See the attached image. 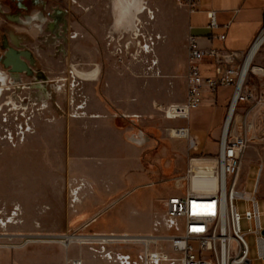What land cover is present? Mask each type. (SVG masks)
<instances>
[{"label":"rangeland","instance_id":"374dc122","mask_svg":"<svg viewBox=\"0 0 264 264\" xmlns=\"http://www.w3.org/2000/svg\"><path fill=\"white\" fill-rule=\"evenodd\" d=\"M31 1H26L27 10L20 11L10 0H0L4 5L0 8V69L9 74L8 86L0 92V264H17L13 255L27 244L34 250L26 252L25 264H67L69 248L60 243L27 242L28 238L165 233L164 226L156 222L163 221L166 200L183 190L177 179L182 173L154 172L160 171L156 156L173 138L171 129H162L153 136L160 138L158 146L144 147L142 172L152 176L149 184L139 186V167L123 166L121 162L123 157L133 159L134 150L116 137L110 142L100 124L102 119L121 117L105 95L108 78L130 76L143 91L154 90L152 80L162 75L156 47L165 39L157 30L163 8H159L158 1L146 4L144 0L147 10L139 17L138 33L133 36L116 26L121 17L117 0H38L37 5ZM43 13L49 21L41 32L9 20L12 14L26 19ZM11 40L23 43L21 49L32 55V60L27 61L32 72L23 74L20 89H16L11 69L3 64L7 47L14 48ZM248 76L249 85L256 91L264 85L261 74ZM33 83H41L49 99H44ZM181 87L170 85L169 95H176L175 90ZM213 98L214 94H205L203 103L191 111L188 120L175 121L187 122L192 131H199L201 144L197 143L195 155L202 154L206 147L217 152L213 150L215 143L206 140L221 113L209 102ZM159 108L160 104L159 120L167 121ZM179 129H184L186 137L185 128H172V135L180 137L183 132ZM260 138L245 153L241 184L245 195L257 198L264 228V172L256 192L259 165L254 163L264 164V135ZM184 142L186 146L187 140ZM168 156L174 158L172 153ZM187 162L188 156L186 167ZM138 196L142 200L146 196L148 205L140 199L135 208ZM235 205L242 216L252 208L250 201L243 199H236ZM254 228L253 222L241 220L252 264H264L259 258ZM73 245L86 248L95 260L119 264L96 253L104 247ZM105 249L135 255L142 248ZM133 260L139 262L136 256Z\"/></svg>","mask_w":264,"mask_h":264},{"label":"built area","instance_id":"2783aa9c","mask_svg":"<svg viewBox=\"0 0 264 264\" xmlns=\"http://www.w3.org/2000/svg\"><path fill=\"white\" fill-rule=\"evenodd\" d=\"M146 4L152 1L145 0ZM186 7L189 13L197 11V0H173ZM210 28H217L215 12H210ZM264 39V24L251 49L241 54L235 51L203 49L196 37L190 35L186 49L188 56L187 97L185 102L161 106L159 110L169 120H188L192 110L199 108L206 93L216 92L221 87H233V97L220 138L219 152L213 157L188 156L187 167L177 179L182 182L181 193L170 196L165 202L163 221L165 233L153 235L93 234L111 237L107 241H87L86 244L104 247L95 250L119 264H252L250 249L241 229L245 218L255 224L252 232L257 236L259 258L264 261V228L261 225V211L256 197L245 195L241 184L245 153L251 143L262 140L264 135V92L256 94L247 86L249 73L264 76V68L253 62L247 76L240 85L242 68L249 52L257 42ZM221 40L225 39L222 35ZM260 50V49H259ZM206 57L217 63V76L205 78L200 64ZM222 67L224 70L222 71ZM237 96L233 115L229 120L234 98ZM248 106L240 112L241 105ZM262 132V133H261ZM190 149L197 150V143L190 142ZM264 165H259L256 192ZM236 199L250 201L252 208L242 216L235 205ZM162 222V223H161ZM129 236H149L153 239L131 240ZM107 246H135L141 251L135 255L115 253ZM136 256L139 262H135Z\"/></svg>","mask_w":264,"mask_h":264},{"label":"crops","instance_id":"0c3cea01","mask_svg":"<svg viewBox=\"0 0 264 264\" xmlns=\"http://www.w3.org/2000/svg\"><path fill=\"white\" fill-rule=\"evenodd\" d=\"M197 3V11L191 14L186 7L179 5L173 0L158 1L159 8H163V18L158 24L157 30L165 35V39L159 42L156 47V56L159 61L162 75L159 79L155 78L152 80L151 83L154 86V90L143 91L139 88V82L130 76L108 78L107 85L104 87L107 99L116 105V110L121 117L118 119H102L100 123L101 130L104 134H108L107 137L110 142L116 137L121 144H128L129 147L134 150L133 159H125V157H123L121 162L123 166L126 164H134L136 167H139L138 170L140 174L137 176V183H139V186L143 183L149 184L152 176V174L150 176L148 173L147 175L142 172L141 156L142 152L146 150L144 147L148 145V147L158 146L157 139L160 140V138H153V136L157 133H161L162 129L185 128L187 129L186 131H188V137L175 138L171 133L173 138L167 142L166 146L163 145L165 146L163 150L162 147L159 149L160 152L156 156L160 171L156 170L154 172L160 174L183 173L186 167L185 161L187 156L194 154L193 156L213 157L219 152L220 138L233 97V87H221L216 92L206 93L207 95L214 94V98L210 99L209 102L221 110L214 132H209L206 138V140L208 139V141L215 143L217 148L213 149L217 151L215 153L212 149H207L206 147L202 154L195 155L198 151L190 149V142L194 140L200 145L201 137L199 131L197 129L192 131L190 124L187 122L184 124H177L175 121L180 119H167V121L159 120V113L157 112L158 104L165 107L180 104L186 100L188 70L186 44L188 37L190 35L196 37L199 46L203 49L235 51L245 54L251 49L264 24V0H197ZM149 11L151 12L152 10L149 9ZM210 12H215V20L218 25L217 28H210ZM222 35L225 36L224 40L219 38ZM21 37H19L20 40ZM10 42L13 46V40ZM22 44L23 43H21V46ZM262 45L264 46V42ZM262 45L259 48L260 50L258 49V53L252 62L256 67L264 68ZM200 68L205 78L216 77L218 75L217 63L212 57L204 58L201 61ZM223 70L224 67H222V71ZM246 83L247 86H250L249 76ZM175 84H181L182 87L175 90L178 91L176 95H169L171 91H169L168 87L170 85L174 86ZM251 87L254 89L253 85H251ZM254 91L256 94L263 93L264 85L257 87V91L255 89ZM172 92L174 93V91ZM153 102L155 103L153 104ZM197 109L199 108L194 110L196 111ZM239 109L240 112H245L248 106L244 104L241 105ZM195 113L196 112H194V114ZM147 139H149L152 144H149L150 142H148ZM185 140H187L186 146ZM169 153H172L174 158H170L168 156ZM165 156L168 157L164 159ZM118 161L120 162V160ZM254 163L260 165V163L255 161ZM121 171H125V169L122 168ZM127 184L135 185V183L131 184L130 182ZM143 197H136L134 200L135 208L138 205L137 202ZM142 203L148 205L146 196L145 199L142 200ZM150 229L151 227L149 226V230ZM102 231L106 232L107 230L102 229ZM27 245L17 250L18 252L13 255L17 264H25V259H28V257H26V252H32L34 250L31 249L32 246ZM65 248H69L67 264H73L69 261L70 259H79L81 260V264H111L109 262L95 260L92 254L84 247L70 244L69 246H65Z\"/></svg>","mask_w":264,"mask_h":264},{"label":"bare ground","instance_id":"6f19581e","mask_svg":"<svg viewBox=\"0 0 264 264\" xmlns=\"http://www.w3.org/2000/svg\"><path fill=\"white\" fill-rule=\"evenodd\" d=\"M117 3L119 4V9L121 11V17L119 19V21L117 22V28L121 29L123 32L125 33H132L133 36L137 35L138 33V22H139V17L143 14H145L147 7H145L144 5V0H117ZM35 19H38L39 21H44V19L40 18V17H36ZM37 20V21H38ZM25 21V20H24ZM30 20L29 22L26 24L28 27H30ZM33 24V23H32ZM34 25V24H33ZM36 27L38 29H41L40 25H36ZM264 39L261 37V39L257 42V44L255 45V47L249 52L245 63L243 65L242 68V76H241V81H240V85L242 84L244 78L247 76L250 67H251V63L254 59V57L256 56V54L258 53V49L261 47V45L263 44ZM20 42H17V44H19ZM20 47V45H18ZM263 46V45H262ZM146 49L148 50L149 47L147 46ZM23 57L26 58V60L28 58H32L31 53H29V51L26 50H21V52H17L13 49L9 50V52L6 55V60L4 62V64L8 65V67L10 69H14V72H10L13 75V80L15 79V85H16V89H20V81L21 78L23 77V73L26 72L27 74H31L32 70L29 67V64L27 63V61H25L23 59ZM8 69V68H7ZM9 79V74H7L6 72H4V70L0 69V92L6 88L8 86V81ZM33 88L36 90H40L41 93L44 94V99L48 98L49 99V95L46 93L44 86L39 83H33ZM22 92V91H21ZM17 96V95H16ZM18 97V96H17ZM236 100H237V96H235L234 98V102H233V106L231 108L230 111V118L233 115V110L236 106ZM187 130V129H186ZM172 129L170 130V134H171ZM179 132L182 133L180 135V137H176V138H186L188 137V131H187V136L185 137L184 134V129H179ZM109 238L111 237H106V236H94V235H74L71 236L67 235L64 236L62 238H55V239H35V238H28L27 242H58V243H62L65 246H69L70 244L73 243H79V244H84L89 240H93V241H98V240H103V241H107ZM129 239L131 240H145L146 242H150L153 238L149 237V236H143V237H135V236H129ZM73 264H81V260H74L72 261Z\"/></svg>","mask_w":264,"mask_h":264},{"label":"flooded vegetation","instance_id":"af4514ba","mask_svg":"<svg viewBox=\"0 0 264 264\" xmlns=\"http://www.w3.org/2000/svg\"><path fill=\"white\" fill-rule=\"evenodd\" d=\"M11 2H12V4H13V6H15L14 8H18V10H27V8H29V5H28V3L26 2L27 0H10ZM31 4H34V5H37L38 4V0H32L31 1ZM3 4L0 2V8H3ZM36 17H40V18H42V19H44V21H39L38 19H35ZM9 20H10V22H14V23H19V24H21V25H23V26H25V27H27V28H29V29H33V28H35V29H37L38 31H40L41 32V29H43L46 25H47V23H48V19L44 16V13L43 14H35V15H33V16H31V17H26V19H23V18H21L18 14H12V15H10V17H9ZM25 20V21H24ZM29 20L31 21L30 22V27H28L26 24L29 22ZM38 20V21H37ZM34 25H33V24ZM40 25V27H41V29L39 30L37 27H36V25ZM52 24V23H51ZM56 24L57 23H55L54 24V27L56 26ZM20 42V41H19ZM13 45L15 46V47H17V48H12V47H7V50H6V53H5V56L3 57V64H4V62H5V60H6V55H7V53L9 52V50H11V49H13V50H15V51H17V52H21V50H23V49H21L22 47L20 46H18V45H21V42L19 43V44H17V42H15L14 40H13ZM23 59L25 60V61H27L26 60V58L25 57H23ZM30 67V66H29ZM31 68V67H30ZM31 70H32V68H31ZM24 73H26V72H24ZM23 73V74H24Z\"/></svg>","mask_w":264,"mask_h":264},{"label":"water","instance_id":"95a60500","mask_svg":"<svg viewBox=\"0 0 264 264\" xmlns=\"http://www.w3.org/2000/svg\"><path fill=\"white\" fill-rule=\"evenodd\" d=\"M29 53H30V52H29ZM27 60H32V58H31V59H30V58H28ZM4 65H5L6 67H8V65H6V64H4ZM8 68H9V67H8ZM13 70H14V69H13ZM13 70L11 69V71H12V72H14V71H15V70H14V71H13ZM263 234H264V231H263Z\"/></svg>","mask_w":264,"mask_h":264}]
</instances>
